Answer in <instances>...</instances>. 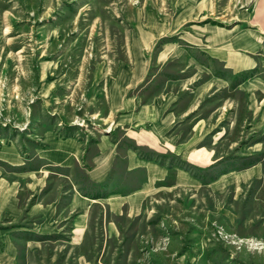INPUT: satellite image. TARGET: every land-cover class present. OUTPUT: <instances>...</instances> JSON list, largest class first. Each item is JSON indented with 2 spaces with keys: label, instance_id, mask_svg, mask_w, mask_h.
I'll return each mask as SVG.
<instances>
[{
  "label": "rangeland",
  "instance_id": "obj_1",
  "mask_svg": "<svg viewBox=\"0 0 264 264\" xmlns=\"http://www.w3.org/2000/svg\"><path fill=\"white\" fill-rule=\"evenodd\" d=\"M262 4L264 0H0V150L14 146L23 158L14 165L0 160V173L22 188L20 205L29 194L25 184L36 182L27 172L41 165L56 169L35 156L46 129L81 139H94L106 130V83L123 64L131 69L140 56L150 77L158 69L162 45L175 44L181 51L162 66L163 76L180 74L188 55L209 61L216 73L225 75L220 63L179 36L237 25L249 27L261 40L253 54L256 65L205 97L177 127L185 130L217 108L212 118L217 132L205 139L214 151L209 164L193 167L168 156V165L172 160L187 171L188 184L156 182L139 215L112 216L116 233L95 224L76 242L68 222L66 232L31 235L30 249L26 237L15 239V264H264ZM155 28L165 35L155 37ZM192 70L185 68L183 76ZM238 74L260 78L261 89L255 84L251 99L238 88L245 80L237 83ZM247 165L256 174L247 183L226 185L222 191L219 183L208 186ZM50 176L51 185L57 184L59 179ZM5 219L0 214V228ZM22 220L40 221L29 217L26 208L16 223Z\"/></svg>",
  "mask_w": 264,
  "mask_h": 264
},
{
  "label": "crops",
  "instance_id": "obj_2",
  "mask_svg": "<svg viewBox=\"0 0 264 264\" xmlns=\"http://www.w3.org/2000/svg\"><path fill=\"white\" fill-rule=\"evenodd\" d=\"M262 6L264 8V4ZM155 31L157 38L165 35L164 29L155 28ZM203 31L188 33L191 37H179L188 47L202 51L208 60L220 63L227 74H218L209 61L204 63L188 55L180 74L171 78L163 76L162 66L181 51L175 44L162 45L156 56L158 69L150 77L146 67L141 65L142 58L136 56L133 68L127 69L123 64L106 83L109 123L104 132L94 139L60 136L49 129L43 132L42 146L35 149V156L47 162L45 166L56 169L53 172L41 165L27 172L26 176L36 182L33 187L25 184L29 194L22 205L18 197L22 188L0 173V214L6 217L2 222L5 226L0 228V264L16 263L15 239L26 237L25 246L30 249L31 235L66 232L63 226L68 222L70 237L76 242L82 241L95 224L103 225L109 234L116 233L112 216L139 215L143 201L156 187V182L167 176L168 156H176L193 167L211 162L214 151L205 139L217 132L213 131L217 124L212 119L217 108L207 117L196 118L185 130H177V127L193 116L189 114L205 97L227 87L230 78L238 72L256 65L253 54L261 40L249 27L238 28L237 25H232L228 31L214 27L209 32ZM189 67L193 70L183 76L184 69ZM255 84H262L259 77L245 79L238 88L251 99ZM16 149L3 147L0 160L11 165L23 163ZM170 163L176 170L171 187L192 180L187 171L174 165L172 160ZM50 175L59 179L57 184L51 185ZM252 177L256 174L247 167L235 173L229 171L223 178L220 175L208 186L219 183L217 189L222 191L226 185H243ZM34 196L35 200L29 203ZM24 208L29 217H38L40 221L22 220L17 224ZM37 248L39 250V244Z\"/></svg>",
  "mask_w": 264,
  "mask_h": 264
},
{
  "label": "trees",
  "instance_id": "obj_3",
  "mask_svg": "<svg viewBox=\"0 0 264 264\" xmlns=\"http://www.w3.org/2000/svg\"><path fill=\"white\" fill-rule=\"evenodd\" d=\"M244 74V73H243ZM243 74H238L237 75V83L241 80H244L246 79L248 76L246 75H243ZM249 78V77H248ZM251 165V164H250ZM245 167H248L245 166ZM241 169V168H239ZM175 174H176V171L175 169L172 167V165H168V172H167V176L165 177V179L163 181H161L160 183H164V185H167V186H170L172 185L174 182H175Z\"/></svg>",
  "mask_w": 264,
  "mask_h": 264
}]
</instances>
